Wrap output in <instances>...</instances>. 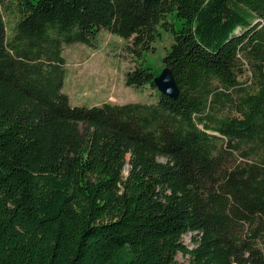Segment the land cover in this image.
Returning a JSON list of instances; mask_svg holds the SVG:
<instances>
[{
  "label": "trees",
  "instance_id": "1",
  "mask_svg": "<svg viewBox=\"0 0 264 264\" xmlns=\"http://www.w3.org/2000/svg\"><path fill=\"white\" fill-rule=\"evenodd\" d=\"M102 31L152 103L70 104L64 48ZM162 32L176 99L142 62ZM178 255L264 264V0H0V264Z\"/></svg>",
  "mask_w": 264,
  "mask_h": 264
},
{
  "label": "rangeland",
  "instance_id": "2",
  "mask_svg": "<svg viewBox=\"0 0 264 264\" xmlns=\"http://www.w3.org/2000/svg\"><path fill=\"white\" fill-rule=\"evenodd\" d=\"M171 37L162 32L160 39L153 44V51L145 53L142 62L149 65L155 73L164 69L162 58L170 49ZM126 44L115 35L100 32L96 48L83 45H72L64 48L63 56L66 62V80L64 92L69 97L72 106L92 107L103 103L125 105L131 103H152L151 89L140 92L124 85V71L131 69L133 58L125 49ZM244 74L241 81H244ZM127 174V167L123 175ZM192 235H184L182 241L192 247ZM180 264L184 258H176Z\"/></svg>",
  "mask_w": 264,
  "mask_h": 264
},
{
  "label": "water",
  "instance_id": "3",
  "mask_svg": "<svg viewBox=\"0 0 264 264\" xmlns=\"http://www.w3.org/2000/svg\"><path fill=\"white\" fill-rule=\"evenodd\" d=\"M153 83L156 89L163 95H166L171 99L177 98L178 88L171 74V71L167 67H164L161 73L154 78Z\"/></svg>",
  "mask_w": 264,
  "mask_h": 264
}]
</instances>
